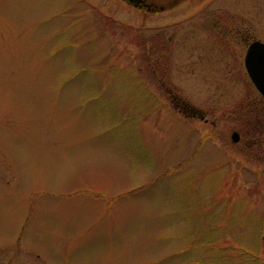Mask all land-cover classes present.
Segmentation results:
<instances>
[{
  "label": "rangeland",
  "instance_id": "obj_1",
  "mask_svg": "<svg viewBox=\"0 0 264 264\" xmlns=\"http://www.w3.org/2000/svg\"><path fill=\"white\" fill-rule=\"evenodd\" d=\"M153 1L0 0V264H264V0Z\"/></svg>",
  "mask_w": 264,
  "mask_h": 264
},
{
  "label": "flooded vegetation",
  "instance_id": "obj_2",
  "mask_svg": "<svg viewBox=\"0 0 264 264\" xmlns=\"http://www.w3.org/2000/svg\"><path fill=\"white\" fill-rule=\"evenodd\" d=\"M136 2L139 5L138 7L141 8V9H146L148 11H154V10H156V8L154 9V7H156V6L154 5L155 2L153 0H140V1H136ZM207 30H208V27H207ZM212 34H213V32H208V35H207V42H208L209 48L221 50V53H222L221 54V59H222V61L224 63L226 62V64L229 67H233L232 69L237 70L238 73L240 71H243L245 77L246 78L248 77V79H249L251 89L253 91H255L257 93V95H259V98H258V96H257V98L261 102H264V98L257 91V89L255 88V86L253 85V83L251 82V80H250V78H249V76L247 74L246 62H245V57H246V53H247V50H248L249 46L252 43L256 42V41H262V40H251L250 41V39H249V40H247V42L244 41L243 42L244 48H246V47L247 48L245 49V54L243 52V57H242V50L244 48H242V45L240 47V42L237 41L238 38L234 37V38H227V40L224 39L225 42H222V41L220 42V44L223 43V46H220V44L219 45H215L213 42L210 43L211 42L210 39H211V37H213ZM262 42H264V41H262ZM240 73L242 74V72H240ZM240 77H242V76L240 75ZM244 100L246 101V103H250L251 105L252 104H256V101H257V100L255 101V99H252V98H247V96H244ZM192 112L190 111V113H192ZM204 121L207 122V119L204 118ZM238 139H239V136H238Z\"/></svg>",
  "mask_w": 264,
  "mask_h": 264
},
{
  "label": "water",
  "instance_id": "obj_3",
  "mask_svg": "<svg viewBox=\"0 0 264 264\" xmlns=\"http://www.w3.org/2000/svg\"><path fill=\"white\" fill-rule=\"evenodd\" d=\"M132 3L136 0H130ZM136 4V3H135ZM247 72L256 86L257 90L264 97V43L256 41L248 48L246 58ZM233 138L238 140V134Z\"/></svg>",
  "mask_w": 264,
  "mask_h": 264
},
{
  "label": "trees",
  "instance_id": "obj_4",
  "mask_svg": "<svg viewBox=\"0 0 264 264\" xmlns=\"http://www.w3.org/2000/svg\"><path fill=\"white\" fill-rule=\"evenodd\" d=\"M258 101H260V100H258ZM258 101H257V103L256 104H264V102H261V103H258ZM262 106V105H261ZM256 108H258L259 106L258 105H256L255 106ZM254 124H252V126H253V129L254 130H259L260 129V132H263L264 131V124L260 121V123H259V120H255L254 122H253Z\"/></svg>",
  "mask_w": 264,
  "mask_h": 264
}]
</instances>
